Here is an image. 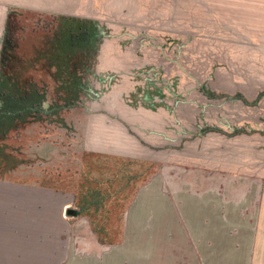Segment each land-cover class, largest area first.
<instances>
[{
	"label": "rangeland",
	"instance_id": "rangeland-1",
	"mask_svg": "<svg viewBox=\"0 0 264 264\" xmlns=\"http://www.w3.org/2000/svg\"><path fill=\"white\" fill-rule=\"evenodd\" d=\"M0 80L37 107L0 137V242L66 226L112 247L156 226V177L264 174V0H0ZM58 250L3 241L0 263Z\"/></svg>",
	"mask_w": 264,
	"mask_h": 264
},
{
	"label": "crops",
	"instance_id": "crops-1",
	"mask_svg": "<svg viewBox=\"0 0 264 264\" xmlns=\"http://www.w3.org/2000/svg\"><path fill=\"white\" fill-rule=\"evenodd\" d=\"M154 187L156 226L129 228L124 235L130 237L112 247L93 228L74 233L66 226L4 230L23 238L3 237L0 243H57V258L48 264H264L263 173L204 169L192 179L156 177ZM55 218L67 223L60 209ZM39 248L37 257H50L44 252L49 248Z\"/></svg>",
	"mask_w": 264,
	"mask_h": 264
},
{
	"label": "trees",
	"instance_id": "trees-1",
	"mask_svg": "<svg viewBox=\"0 0 264 264\" xmlns=\"http://www.w3.org/2000/svg\"><path fill=\"white\" fill-rule=\"evenodd\" d=\"M0 80V88H1ZM26 93H18L17 91L1 90L0 89V137L6 134L7 127H10L13 123V117L21 115L22 113H28L32 108L37 107L33 102L27 100ZM40 104V101L39 103ZM3 149H0V157L6 156L3 154ZM9 155V154H8ZM7 155V156H8ZM18 161H22L19 158H14L11 167L16 165ZM85 208V206H84Z\"/></svg>",
	"mask_w": 264,
	"mask_h": 264
},
{
	"label": "water",
	"instance_id": "water-1",
	"mask_svg": "<svg viewBox=\"0 0 264 264\" xmlns=\"http://www.w3.org/2000/svg\"><path fill=\"white\" fill-rule=\"evenodd\" d=\"M67 212L70 213V214H76L78 211L75 209V208H67Z\"/></svg>",
	"mask_w": 264,
	"mask_h": 264
}]
</instances>
